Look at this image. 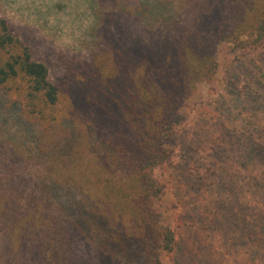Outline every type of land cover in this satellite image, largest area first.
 Listing matches in <instances>:
<instances>
[{
    "label": "rangeland",
    "instance_id": "obj_1",
    "mask_svg": "<svg viewBox=\"0 0 264 264\" xmlns=\"http://www.w3.org/2000/svg\"><path fill=\"white\" fill-rule=\"evenodd\" d=\"M180 2L0 0V15L59 82L66 72L79 76L82 67L105 61L103 73L111 75L118 68L109 63L122 62L120 50L132 57L144 45L160 47L194 17L191 11L179 20ZM218 61L216 79L199 84L184 103L172 160L155 171L165 187L155 209L177 235L161 264H264V46L246 53L221 45ZM3 101L0 92V188L19 190L20 209L37 202L30 196L42 197L43 188L48 203L39 210L40 228L30 219L15 226V209L7 220L0 216V264H99L92 236L77 224L83 216L68 206L89 214L101 198L98 143L82 122L88 115L73 117V126L65 119L39 125ZM84 191L95 198L85 201Z\"/></svg>",
    "mask_w": 264,
    "mask_h": 264
},
{
    "label": "trees",
    "instance_id": "obj_2",
    "mask_svg": "<svg viewBox=\"0 0 264 264\" xmlns=\"http://www.w3.org/2000/svg\"><path fill=\"white\" fill-rule=\"evenodd\" d=\"M191 11L194 17L190 23L179 27L160 47L144 45L132 57L120 50L122 62L109 63L111 68L117 65L118 72L113 69L116 73L105 75V61L102 67H82L79 76L66 72L62 82L50 79L48 66L36 60L29 43L0 15V92L4 106L20 107L39 125L65 119L73 126V117L86 113V124L80 120L85 129L95 131L101 198L89 214L82 213L75 203L68 206L76 216H83L84 221L77 224L92 236L99 249L95 259L99 264H161L160 254L175 250L176 231L155 209L165 192L155 171L172 160L170 143L186 120L184 103L199 84L211 83L218 76L221 45L246 53L264 46V0H181L176 10L180 21ZM75 136L73 133L71 140ZM10 188L12 191L9 183L7 188H0V216L7 220L15 209V226L30 221L33 227H42L39 210L47 209L45 189L41 190L42 197L35 192L30 196L29 200L37 202L27 201L29 206L20 209L19 190ZM83 193L87 202L95 198L87 191ZM36 259L40 260L38 254Z\"/></svg>",
    "mask_w": 264,
    "mask_h": 264
}]
</instances>
